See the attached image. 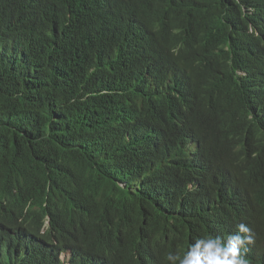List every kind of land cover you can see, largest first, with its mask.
Listing matches in <instances>:
<instances>
[{"label":"trees","instance_id":"1","mask_svg":"<svg viewBox=\"0 0 264 264\" xmlns=\"http://www.w3.org/2000/svg\"><path fill=\"white\" fill-rule=\"evenodd\" d=\"M109 1L0 0V264H169L260 229L264 0H138L165 35L133 53Z\"/></svg>","mask_w":264,"mask_h":264},{"label":"clouds","instance_id":"2","mask_svg":"<svg viewBox=\"0 0 264 264\" xmlns=\"http://www.w3.org/2000/svg\"><path fill=\"white\" fill-rule=\"evenodd\" d=\"M150 13L151 11L144 12L141 9L138 0H110L102 24L107 41L119 44L133 53L136 45H145L148 40L165 35L163 27L147 24ZM174 52L179 53L178 49ZM195 76L196 67L192 64L184 66L174 76L177 85L176 97L182 99V105L191 100V86ZM254 214L260 221L258 232L251 225L240 223L228 235L194 238L182 256L170 252L166 259L169 264H264L262 261L253 260L255 246L264 230L262 208L256 209ZM6 240L13 241L10 236ZM8 246L9 242H6V247ZM70 259V253L61 254L62 264H69Z\"/></svg>","mask_w":264,"mask_h":264},{"label":"bare ground","instance_id":"3","mask_svg":"<svg viewBox=\"0 0 264 264\" xmlns=\"http://www.w3.org/2000/svg\"><path fill=\"white\" fill-rule=\"evenodd\" d=\"M28 44H29V43H28ZM0 56H1V55H0ZM12 56H13V55H12ZM0 65H1V64H0ZM256 85H257V84H256ZM207 165H208V164H207ZM209 166H210V164H209ZM209 166H208V167H209ZM24 245H25V242H24ZM66 253H68V252H66Z\"/></svg>","mask_w":264,"mask_h":264}]
</instances>
